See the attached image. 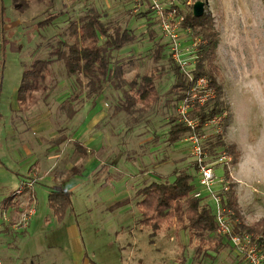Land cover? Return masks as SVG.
I'll return each mask as SVG.
<instances>
[{"label": "rangeland", "instance_id": "374dc122", "mask_svg": "<svg viewBox=\"0 0 264 264\" xmlns=\"http://www.w3.org/2000/svg\"><path fill=\"white\" fill-rule=\"evenodd\" d=\"M152 1L30 0L29 6L22 10L13 0H0V195L1 192L6 195L16 193L18 180L28 174L33 164V155L42 150L41 138L55 134L58 127L66 128L62 153L55 150L53 161L61 158L63 169L66 163L69 165L74 187L70 189L72 207L67 217L77 221L87 241L105 243L113 237L108 234L113 226L136 225L139 190L153 181L174 182L176 171H189L195 175L193 182L205 196L208 195L198 180L193 143L188 137L190 132L181 138H173L170 134L171 117L180 120L181 114L178 105L168 101L173 95L169 91L174 82L169 69V46L159 64L153 61L156 45L167 43L168 39L162 37L154 13L149 12ZM174 1L185 13L204 2L206 13L214 20L219 39L213 62L217 67L214 76L228 111L222 136L227 144L236 145L240 152L238 162L229 169L228 182L230 188L234 184L239 204V216L233 211V226L236 229L238 223H242L255 229L264 219V0ZM90 8L101 14L108 29L120 25L137 36L119 51L110 52L112 62H131L125 73L128 81L136 73H151L160 65L166 67L157 80L159 94L155 102L131 108L124 97L128 89L126 83L122 89L105 83L99 93L91 91L86 78L81 76L77 81L76 76L68 73L65 62L59 58L58 42L65 40L67 45L73 42L70 24L84 17ZM150 22H153L151 26ZM181 39L185 47L192 42L190 33L182 32ZM199 39L202 41L201 37ZM36 59L50 62L46 64L44 81L39 82L38 89L27 101L29 105L36 103L50 93L48 104L42 100L34 107L22 109L19 89L24 72ZM193 69L194 66H188L189 71ZM205 77L211 95L207 96L204 105L217 97L216 87ZM194 85L192 83L190 89ZM204 95V91L197 92L198 97ZM71 104L75 108L72 115L68 113ZM192 109L190 118H194ZM212 133L209 129V137L204 140L210 157L215 151L224 150H210V141L216 140ZM27 162L30 165L26 169ZM214 168L216 183L213 188L219 191L222 188L219 179L225 178L226 167L221 164ZM48 181L59 184L54 179ZM43 184L38 182L33 188L36 191L35 216L38 215V220L44 224V228L40 226L37 231L41 236L38 239L42 238L41 233L46 234L45 237L57 235L61 247L56 250L67 252L66 230H60L48 204L50 188ZM208 201L214 207L210 197ZM3 214L7 219L14 212L9 208ZM2 218L0 214V224ZM261 229L259 226L258 230ZM4 231H0V264H31L36 260L27 255L33 242L24 243L21 231L11 234ZM254 235L261 236V233ZM219 238L216 230L200 236L179 224L165 225L160 235L145 232L138 249L132 248L131 258L124 257L122 261L123 264H139L140 258L147 261L149 256L148 264H180L175 261L180 248L178 242L185 240L186 249L193 252L181 264H243V259L226 237L221 239L225 248L213 250ZM150 239L160 243V251ZM189 239L197 241L192 250Z\"/></svg>", "mask_w": 264, "mask_h": 264}, {"label": "trees", "instance_id": "16d2710c", "mask_svg": "<svg viewBox=\"0 0 264 264\" xmlns=\"http://www.w3.org/2000/svg\"><path fill=\"white\" fill-rule=\"evenodd\" d=\"M29 1L13 0L17 8L22 10L29 6ZM177 7L185 16L183 27L190 29L191 36L202 38L198 45V57L194 69L191 71L192 77L193 79H198L207 76L217 90V97L213 101L205 105H200L196 102L192 109L193 119L199 122L198 130H200L208 119L220 115L226 110L225 104L221 100L220 86L214 76L217 67L213 62L216 57L215 50L219 39L214 29V20L211 15L206 13V10H204L202 15L198 16L194 13V8L192 11L185 13L179 5ZM149 12L152 11L150 10ZM98 13L90 8L84 17L71 22L69 34L74 38L71 44L67 45L65 40L58 42L60 47L59 58L65 62L68 73L76 76L77 81H80L81 76L86 78L88 87L92 89L91 91H98L99 93L102 92L101 89L105 83L110 82L117 89H122L126 83L128 89L125 90L124 97L131 104V108L138 104L155 102L159 94L157 80L162 76V69L165 71L166 67L160 65V67H154L151 73H136L128 81L125 78V73L131 62L128 63L121 60L112 62L110 52L119 51L127 44L135 41L137 36L131 29L120 25L114 29H108L101 20V14ZM156 22L158 21L156 20ZM152 23L150 22V26ZM100 38H102L101 41ZM167 45L168 42L156 45L153 52V61L155 63L159 64L166 55L165 49ZM168 61L171 63L169 69L174 75V82L169 91L173 95L169 97L168 101L179 106V103L188 96L193 80L187 76L185 71L172 58V54L168 57ZM49 62L50 60L36 59L24 72L18 97L22 103H26L27 99L31 98L33 91L38 89L39 82L41 84V80L44 81L46 64ZM124 108L129 109V107ZM68 110L70 115L75 112L72 104ZM226 122L227 119L223 127H226ZM171 123L170 134L173 135V138H181L189 132L191 133L186 123L181 122L177 117L172 116ZM212 134L216 140L215 142L210 141V150L215 151L216 148H223L232 154L233 164L237 163L240 152L237 150L236 145L227 144L220 132ZM214 154H216V151ZM194 176L189 171H176L174 182L153 181L139 190V199L137 201V207L140 212L139 224L144 228H148L152 236L159 235L165 224L171 225L175 221L182 228L200 236L205 233L212 234L217 229L214 207L210 202L204 201L203 198L194 197L196 189V185L193 182ZM225 178L227 181L230 180L228 168H226ZM15 195L16 193L4 200V207L12 203ZM48 203L57 219L62 221L72 203L71 192L55 188L49 193ZM223 205L235 211L237 216H239L238 197L234 184H231V188L225 194ZM258 225L262 227L261 230H258L259 226L254 229L238 223L236 230L246 229L252 233L260 232L263 240L264 219ZM221 239L222 236L218 239L219 242L213 246V250L220 251L225 248L226 245Z\"/></svg>", "mask_w": 264, "mask_h": 264}, {"label": "crops", "instance_id": "0c3cea01", "mask_svg": "<svg viewBox=\"0 0 264 264\" xmlns=\"http://www.w3.org/2000/svg\"><path fill=\"white\" fill-rule=\"evenodd\" d=\"M50 93L46 94L42 97L41 100H37L34 104H28L29 100L26 103H22L20 108L28 109V107H34L39 104L42 100H45L46 105L48 104L47 98H49ZM47 100V101H46ZM24 105V106H23ZM32 105V106H31ZM47 108V106H46ZM63 108V107H61ZM65 129L64 127H58L57 132L50 133V136H46L41 138V143L43 145L42 150L39 153H35L34 161L32 166L28 170V174L26 176H21L20 181L18 180V189L22 187L24 181H28L29 179L35 180V183L42 182L43 185L49 186V192L55 188H60L64 190H68L70 192L71 187H74V184L69 176V165L66 163L65 169L62 168L61 163L63 160L59 158L55 163L54 159V151H58L62 153L61 147L64 144L65 139ZM52 132V129H51ZM56 148V149H55ZM30 150L27 151L29 153ZM30 163L27 162L25 164V168L29 167ZM24 167V165H23ZM41 172H44L41 174ZM48 179H54L59 182V184L53 185L50 184ZM33 185V188H34ZM73 185V186H72ZM147 185V184H146ZM24 190L20 194H16L13 199L12 203L4 207V200L12 195H6L1 192L0 199L4 197L0 201V214L2 215L3 222L0 224V231L5 230L4 232L11 234L14 232L21 231L24 236V243L33 242L31 252L29 258H35L36 260H32L31 264H123L122 259L127 257L128 259L131 258L132 253L135 249L139 246V241L141 236L144 237V233L147 232L151 235L150 230L148 228H144L139 224L140 219V212H139V219L134 226L129 225H115L111 229H109L108 234L113 235L112 239H109L105 243L103 241L96 242L94 240L87 241L82 235L81 229L77 221L68 219V212L71 211V206L67 209L66 215L62 221H58L60 224V230L63 228L66 230V234L68 237V251L64 250H56V247H61L59 245V237L57 235H51L52 237H45L46 234H42V238L38 239L40 234L37 232L40 226L44 228V224H41V220H38V215L36 214V208L33 206L36 191L34 189ZM32 193V196L30 195ZM139 197V196H138ZM72 199V198H71ZM139 199V198H138ZM138 201V200H137ZM37 204V203H36ZM49 204V203H48ZM30 207L35 208L34 214L28 220L27 225L22 224L26 215L29 211ZM50 207V206H49ZM12 209L14 214L11 218L5 219L3 216L4 210ZM51 208V207H50ZM52 209V208H51ZM70 210V211H69ZM74 211V208L72 209ZM179 224L177 221L173 222L171 225L176 226ZM17 225V226H16ZM166 226H171L167 225ZM180 225V224H179ZM131 227V229H129ZM165 227V226H164ZM163 227V228H164ZM180 227H182L180 225ZM140 231V232H139ZM37 232V233H36ZM161 234V233H160ZM159 234V235H160ZM44 236V237H43ZM131 236V237H130ZM131 238V240H129ZM154 247L160 251V247L158 246L156 239H150ZM224 240H222L223 242ZM190 247L192 250V245H196L197 241H193L189 239ZM219 241L217 240L216 243ZM215 243V244H216ZM179 250L176 256L175 261L180 264L183 263L192 252L186 249L187 243L185 240L179 241ZM133 248V249H132ZM195 248V247H194ZM128 249H130L128 251ZM147 249L146 251H149ZM188 251V253H187ZM45 255V257H44ZM44 257V258H43ZM243 259V264H248L243 256L240 255ZM150 257L148 256L147 261L144 258H140L138 263L139 264H148ZM129 261V260H128ZM174 261V259H173ZM238 263V262H237ZM160 264V263H159Z\"/></svg>", "mask_w": 264, "mask_h": 264}, {"label": "built area", "instance_id": "2783aa9c", "mask_svg": "<svg viewBox=\"0 0 264 264\" xmlns=\"http://www.w3.org/2000/svg\"><path fill=\"white\" fill-rule=\"evenodd\" d=\"M150 9L154 13L155 19L158 21L163 38L168 39L167 42L172 58L180 65L187 76L193 80V83H195L191 88V93L188 94L178 106L179 113L181 114L180 120L186 123L191 130L188 137L193 143V155L198 169L197 174L199 183L208 193V195L205 196L203 190L198 189L196 186L194 197L203 198L206 202H209V197L211 198L214 203L217 234L228 238L237 253L243 256L248 264H264V241L261 236L256 237L254 233L247 230L235 231L236 229L233 226L234 220L232 219L234 212L232 209L223 205L224 196L230 189L229 182L225 178H220L219 182L222 188L219 191L213 188L216 183L214 167L223 164L226 168L230 169L233 165V156L226 150H222L216 152L213 157H210L209 150L204 140L209 137V129H211L213 133L223 132V124L228 117V111L225 110L222 114L208 119L200 130H198L199 122L189 116L190 109L194 107L196 102L203 105L207 100V96L211 95L206 77L193 79L192 70H188V66H195L198 57V45L201 39L190 35L192 42H190L189 46H184L181 34L182 32L188 34L191 31L183 27L185 16L179 11L174 0H167L165 2L162 0H153ZM183 55H187V57H183ZM201 91H204L205 95L203 97H198L197 92ZM34 183V179L24 181L22 187L16 191V194H20L24 190L32 189ZM30 195L32 196V193H30ZM34 212L35 208L30 207L22 224L27 225L28 220ZM4 218L6 219V217Z\"/></svg>", "mask_w": 264, "mask_h": 264}, {"label": "water", "instance_id": "95a60500", "mask_svg": "<svg viewBox=\"0 0 264 264\" xmlns=\"http://www.w3.org/2000/svg\"><path fill=\"white\" fill-rule=\"evenodd\" d=\"M204 6H205V3L204 2H199L197 3L195 6H194V13L196 15H202L203 12H204Z\"/></svg>", "mask_w": 264, "mask_h": 264}]
</instances>
